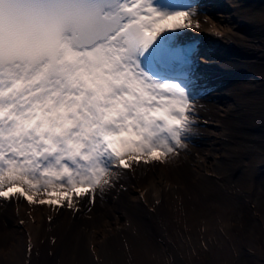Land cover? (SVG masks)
<instances>
[{"label":"snow or ice","instance_id":"1","mask_svg":"<svg viewBox=\"0 0 264 264\" xmlns=\"http://www.w3.org/2000/svg\"><path fill=\"white\" fill-rule=\"evenodd\" d=\"M197 15L158 0H0V202L76 212L74 196L94 205L121 170L177 157L195 101L157 68L187 55L171 41Z\"/></svg>","mask_w":264,"mask_h":264},{"label":"bare ground","instance_id":"2","mask_svg":"<svg viewBox=\"0 0 264 264\" xmlns=\"http://www.w3.org/2000/svg\"><path fill=\"white\" fill-rule=\"evenodd\" d=\"M239 3V0H196L193 3L182 1L174 7L180 9L195 7L198 15L194 18V23L199 21L201 26L180 30L172 39L199 37L201 53L209 57L207 63L192 67L184 76L164 75L160 77L162 80H175L183 84L195 101L196 123L193 126L186 148L180 151L177 157H170L165 163L155 166L145 164L141 170L142 172H140V164L134 165L131 170H121L117 182L111 188L106 189L92 206L81 203L74 196L73 203L78 210L76 212L67 208V201L64 202V208L39 203L29 204L22 197H16L13 202H0V264H24L32 254L34 256L49 253L59 255V264H74L77 260L81 264H109L108 262H111L113 256L116 255L114 254L116 246L119 245L120 240H123L126 234L128 235V241L134 238L138 242L136 248L141 247L140 250L145 252L148 243L143 240L145 234L139 230L141 228H139L141 226L140 221L143 224L145 221L157 222L158 214L156 210L159 206L158 202L161 201H156V199L161 198L174 199L175 208L178 207L180 213L175 219L180 223L182 229L184 226L186 233L189 234L190 232L189 236L194 235L191 232L196 229V223L200 219H205L202 220V223H204V229L202 230L206 233L210 229L207 226L214 221L212 222L215 224L213 232L216 236L213 238V244L216 242L218 246L223 245L227 248L230 246L228 241L223 238L225 235L222 237L220 234V224L221 226L225 224L226 230L228 224H232L239 229V232L243 227L247 229L254 228L247 220L248 213H253V209L256 213L260 212L261 221L259 225L260 229H264V212L257 209L256 204L254 205L252 201H243L246 219L243 217L244 219L233 220L227 215V212L232 207L235 208L236 203L239 204L237 195L233 194L236 197H230L229 199L225 194L226 198H223L218 196L214 190L215 187L213 188L210 185V187L206 185L195 191L194 184L197 183L192 182L194 178L204 179L209 175H213L211 173H214V171H218L214 166H220L218 165L220 156L226 154L228 150L225 139L232 134L227 118L237 108L236 106L243 105V108H238L239 110L235 111L236 114H233L236 120L240 118L238 115L241 114L246 113L247 117L255 114L260 117L258 125L264 126V97L262 100L253 97V103H250L252 106H248L249 103L245 106V101L239 96L240 88H258L262 85L258 88L260 90L264 87V80H261L263 77L253 68L259 67V62L262 60L259 58L258 48H256L257 42H252L249 39L247 43L246 40H242L243 37L240 38L245 19L240 16L237 10ZM229 10H234V14H225ZM244 39L246 38L244 37ZM250 74L253 77L250 78ZM244 121V125L248 127H253L257 123L248 118L246 120L244 118ZM192 146H195V148ZM232 152V159L236 160L235 163L233 162L232 168L234 169L229 166L230 171L225 170L231 175L233 174L235 188L240 189L244 185L248 186L249 177L252 174L257 171L260 173L259 167L262 166L260 162L263 159L256 153L249 152L248 157L251 163L249 166L253 167L246 168L241 165L244 164V162L242 163L244 158L237 157L238 152L235 149H232ZM243 173L248 176L247 182ZM183 175L184 184L181 179ZM187 184L192 189V193H190L192 198L189 201V206H187L188 203L186 204L188 210L182 211L175 200L178 197L180 198L181 188H184ZM23 188L28 195L34 197L35 201L55 198L46 195L43 190L33 191L27 185H23ZM185 188H189V186ZM185 191L188 194L190 190L187 191L186 189ZM218 193L224 194L223 191ZM21 221H23V224H21ZM199 223L201 224V222ZM182 233L185 234L184 231ZM184 236L176 237L182 245L185 240L188 241V245L191 244L192 238ZM123 245H125L124 242ZM230 248L232 249V247ZM116 250L118 252V249ZM133 253H136V251ZM226 253L231 252L227 251ZM249 255L251 256V254ZM144 256L146 259L151 260L153 264L159 261L156 255H149L148 250ZM55 263L57 262L55 261Z\"/></svg>","mask_w":264,"mask_h":264},{"label":"rangeland","instance_id":"3","mask_svg":"<svg viewBox=\"0 0 264 264\" xmlns=\"http://www.w3.org/2000/svg\"><path fill=\"white\" fill-rule=\"evenodd\" d=\"M187 1L193 3L196 0H184V2H187ZM239 1H240V3L238 5L237 10H238L240 16L243 19H245L244 20L245 24L242 25V27H243L242 31L243 32H241L240 38L243 37L242 40H246L247 43H248L247 40H249V39L252 42H257L256 48H258L259 58H261L262 60H261V62H259V65H258L259 67H253V68H255V70L258 72V74H260L263 77V79H261L263 81L264 80V0H239ZM229 13H230V15H233L234 10H229L225 14H229ZM244 37L246 39H244ZM250 75H251L250 78L253 77L252 74H250ZM247 78H249V77H247ZM261 86H259V87H261ZM243 88H244V90H243ZM243 88H240V95L239 96L241 99H243L245 101L244 102L245 106H247L248 103H249L248 106H252V104H250V103H253V101H252L253 97H255L258 100H262L264 97V87H262L260 90L256 87H243ZM236 107L237 108L235 110H233V113H231L227 118V123L229 124V128L232 132V134L230 136H232V137L228 136L229 138L227 137V139H225L226 146L228 144V146H227L228 150H227L226 154H224L223 156H220V160L218 163V165H220V166L219 167L214 166V168L217 169L218 171L217 172L214 171V173H211L214 176L209 175L208 177H205L204 179H198V178L195 179L194 178V180L192 182L195 181L197 183V184H194V186H195L194 190L195 191L199 190L203 186H206V185L209 186L210 185L213 188L215 187L214 190L217 192V195L221 196L223 198L227 197L230 199V197L231 198L236 197V196H233V194L237 195L239 197V200H238L239 204L236 203V206H235L236 209L234 207H232L230 209V211L227 212V215H229L230 218H232L233 220H240V219H244V218L246 219V210L243 206L244 205L243 201H245V200L252 201L254 203V205L256 204L255 206H257V209H259L261 212H264V184H263V182H264V176H263L264 175V126H261V125L259 126L258 124L260 123V119H259L260 117H258L255 114L252 115L251 113H248L251 115H249L250 117H247V114L244 112L245 114L238 115L240 118H237L238 120H236L235 117H233V114L234 115L236 114L235 111L239 110L238 108H240V109L243 108V105L236 106ZM244 118H245V120L247 118L251 119L252 121H256L257 123L253 127L245 126L244 125V122H245ZM236 127H237V129H236ZM192 147L195 148V146H192ZM232 149H235V151L238 152L237 157H243L244 158L242 160V163L244 162V164H241V165H244V167H246V168L247 167H253V166H249L251 164L249 161V157H248L249 152H252V153L254 152L257 155H259L260 157H262V159H263V161L260 162V164L262 163V166L259 167V170H261L260 173H259V171H257L256 173L252 174L249 177L250 181L247 180V177H248L247 174L243 173L244 179L246 180V182L248 181L249 183H248V186L244 185L240 189L235 188L236 186H235L234 181H233L234 176H233V174L231 175V173H228L230 171V169H228V168H230V167L232 168L234 163L236 162L235 159H232L233 158L232 157V153H233ZM140 165H141L140 166V172H142L141 170L144 168L145 164L141 163ZM232 169H234V168H232ZM188 175H185V176H188ZM181 179L183 180V184H184V182H185L184 181V175L181 177ZM186 186H189V188H185ZM186 186L184 188H181V191H182L181 196H180V198L178 197V199L175 200V203L178 202L177 206H180V210L182 209V211L188 210L187 206H189V201L192 198V196L190 195V193H192V189H191L189 184H187ZM186 189H187V191L190 190L188 192L190 197L186 193V191H185ZM220 191H223L224 194H219L218 192H220ZM230 195H232V196H230ZM158 200L161 202H158L159 206L157 207V210H156V213L158 214V218L156 220L157 222H154V221L146 222L145 221L143 224V222L140 221L141 226H139V228L141 227L139 230H141L143 232V234H145L144 235L145 238L143 237L144 238L143 240H145L146 243H148V247H147L148 254L149 255H151V254L156 255L159 258V261L158 262L156 261V263H154V264H223V263L224 264H264V229H260V225H259L260 224L259 222L261 221L260 212L256 213L255 209H253V213H248L247 220L250 221V223L254 226V228L247 229V228L243 227L242 230L244 232L242 230H240L241 233L239 232V229H237L232 224H230V225L228 224L227 230L225 229L226 225L224 223H223L224 225L222 224L223 226H221V224L219 225V227H220L219 231H220L221 236L222 237L224 235L227 236V237H225V236L223 237L228 241V243L230 245L227 248V246L216 245L217 244L216 242L213 244V238H214V236H216L215 232H213L215 224H213L212 222H214V221H212L210 223V225H209L210 227L207 226L208 228H210L209 230H211V231L208 230L206 233V231L202 230V229H204V227H203L204 223H202L203 222L202 220H205V219H200L199 222H201V224L199 222L196 223V225H197L196 229L193 232H191V234H194V235L189 236L190 232L187 230L189 232V234L186 233L184 230V226L182 229L180 223L175 219L176 216L180 213L178 212V207L175 208L176 205H174V202H173L174 199H170V198L156 199V201H158ZM156 201H155V203H157ZM181 201H182V203H181ZM186 204H187V206H186ZM212 209H216V208H212ZM176 212H178V213H176ZM186 227H187V225H186ZM189 228H191V226H189ZM197 228H198V230H197ZM187 229H188V227H187ZM235 229H236V231H235ZM183 231L185 233L184 234L185 236L182 233ZM242 232L245 234H243ZM208 234H209V237H208ZM176 236L177 237L178 236L179 237L180 236L181 237L182 236H184V237L188 236L189 238H192L191 244L188 245V241L185 240L182 242V243H184L182 245ZM127 237H128V235L126 234L124 239L120 240L119 245H117L115 248L114 254H116V255L113 256V259L111 260L112 263L110 261L108 263L109 264H145V263L146 264L147 263L153 264V262H151V260L146 259V257L144 256L145 253L147 252V250L144 252V250H140L141 247H139L137 249L136 244H138V242H136V240L134 238H133L134 240L132 239L133 241L132 240L128 241ZM239 237H240V239H239ZM193 240H195V241H193ZM234 240H236V241H234ZM123 242L125 245H123ZM127 242H129V243H127ZM208 242H210V243H208ZM134 243H135V245H134ZM161 243H162V245H161ZM234 246H235V248H234ZM230 247H232V249ZM185 248H186V250H185ZM116 249H118V252ZM137 250H138V252H137ZM189 250H191V251H189ZM226 250L231 252V253H226L227 252ZM237 250H238V252H237ZM135 251H136V253H133ZM233 251H234V253H233ZM248 251H250V252H248ZM128 252H131V253H128ZM237 253H238V255H237ZM249 254H251V256ZM40 255L41 254L34 255V256H33V254H32V256L30 255L28 257V260L26 262H24V264H50V263L51 264L52 263L53 264H59V255H55L52 253H49L46 255L42 254L41 256ZM233 255H235V256H233ZM228 256H229V258H228ZM230 256H232V257H230ZM138 259H139V262H138ZM144 260H146V261H144ZM55 261L57 263H55ZM74 264H81V263L79 260H77V262ZM87 264H90V263H87Z\"/></svg>","mask_w":264,"mask_h":264}]
</instances>
